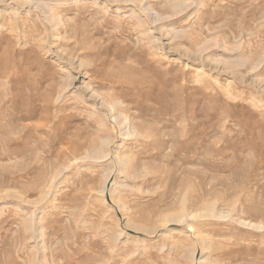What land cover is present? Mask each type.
Masks as SVG:
<instances>
[{
    "label": "rangeland",
    "instance_id": "rangeland-1",
    "mask_svg": "<svg viewBox=\"0 0 264 264\" xmlns=\"http://www.w3.org/2000/svg\"><path fill=\"white\" fill-rule=\"evenodd\" d=\"M0 264H264V0H0Z\"/></svg>",
    "mask_w": 264,
    "mask_h": 264
},
{
    "label": "bare ground",
    "instance_id": "bare-ground-1",
    "mask_svg": "<svg viewBox=\"0 0 264 264\" xmlns=\"http://www.w3.org/2000/svg\"><path fill=\"white\" fill-rule=\"evenodd\" d=\"M127 166V165H126ZM123 168V167H122Z\"/></svg>",
    "mask_w": 264,
    "mask_h": 264
}]
</instances>
